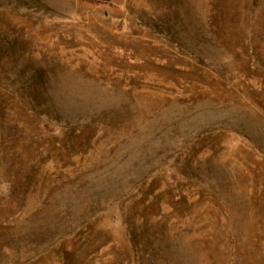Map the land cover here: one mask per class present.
<instances>
[{"label": "rangeland", "instance_id": "1", "mask_svg": "<svg viewBox=\"0 0 264 264\" xmlns=\"http://www.w3.org/2000/svg\"><path fill=\"white\" fill-rule=\"evenodd\" d=\"M0 264H264V0H0Z\"/></svg>", "mask_w": 264, "mask_h": 264}]
</instances>
